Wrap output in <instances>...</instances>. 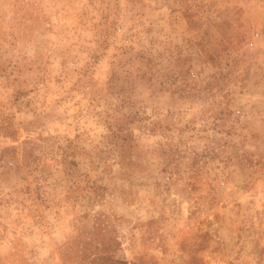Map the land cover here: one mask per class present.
Wrapping results in <instances>:
<instances>
[{"label": "rangeland", "instance_id": "rangeland-1", "mask_svg": "<svg viewBox=\"0 0 264 264\" xmlns=\"http://www.w3.org/2000/svg\"><path fill=\"white\" fill-rule=\"evenodd\" d=\"M0 264H264V0H0Z\"/></svg>", "mask_w": 264, "mask_h": 264}, {"label": "trees", "instance_id": "trees-1", "mask_svg": "<svg viewBox=\"0 0 264 264\" xmlns=\"http://www.w3.org/2000/svg\"><path fill=\"white\" fill-rule=\"evenodd\" d=\"M134 118V116H125L121 121H116L115 122V128L112 129V136L116 137L121 140V143L115 141L116 144H118V146H116L119 151H121V154H123V151L127 148L130 147L131 144L129 143V141L127 142V140L130 138L129 134L130 132H128L127 128H126V123L132 121V119ZM129 143V144H128Z\"/></svg>", "mask_w": 264, "mask_h": 264}]
</instances>
